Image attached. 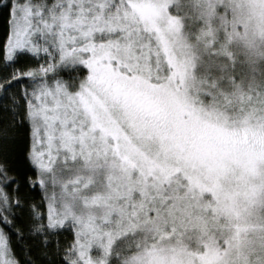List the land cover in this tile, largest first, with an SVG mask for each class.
<instances>
[{
    "label": "snow or ice",
    "instance_id": "obj_1",
    "mask_svg": "<svg viewBox=\"0 0 264 264\" xmlns=\"http://www.w3.org/2000/svg\"><path fill=\"white\" fill-rule=\"evenodd\" d=\"M0 264H264V0H0Z\"/></svg>",
    "mask_w": 264,
    "mask_h": 264
}]
</instances>
